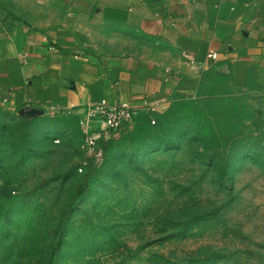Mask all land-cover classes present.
<instances>
[{
    "label": "rangeland",
    "instance_id": "obj_1",
    "mask_svg": "<svg viewBox=\"0 0 264 264\" xmlns=\"http://www.w3.org/2000/svg\"><path fill=\"white\" fill-rule=\"evenodd\" d=\"M192 97L184 118L90 153L67 115L0 102V264H44L59 224L95 222L100 196L117 239L67 264H264V97L214 75Z\"/></svg>",
    "mask_w": 264,
    "mask_h": 264
},
{
    "label": "crops",
    "instance_id": "obj_2",
    "mask_svg": "<svg viewBox=\"0 0 264 264\" xmlns=\"http://www.w3.org/2000/svg\"><path fill=\"white\" fill-rule=\"evenodd\" d=\"M207 75L264 97V0H0L10 107L81 115L105 100L163 112Z\"/></svg>",
    "mask_w": 264,
    "mask_h": 264
},
{
    "label": "trees",
    "instance_id": "obj_3",
    "mask_svg": "<svg viewBox=\"0 0 264 264\" xmlns=\"http://www.w3.org/2000/svg\"><path fill=\"white\" fill-rule=\"evenodd\" d=\"M196 101L192 95H177L170 102L169 106L163 112L155 111H137L132 125L123 131L119 139L128 137L141 138L149 130H156L161 127L163 121L181 119L185 117L188 110H195L192 105ZM72 118L76 123H79L80 115L60 112ZM153 120V122L151 121ZM147 129V131H145ZM83 138V133H82ZM116 140L112 136L108 139H100L98 145L101 144L104 150ZM82 171V170H81ZM87 185L80 186L76 193L77 197H81L88 192ZM105 197H98L96 204L92 207V211L96 214L97 219L95 222H90L88 218L83 219L79 225H69L62 223L54 232L52 240L48 246L49 254L45 258L44 264H67V256L70 255L71 259H75L77 253H96L103 250L106 246H110L117 239L116 233L119 231L118 223L114 219L106 218L104 215H99L103 211L104 206H99V203ZM95 208V209H94ZM9 215L7 204L0 206V220ZM62 220V219H61Z\"/></svg>",
    "mask_w": 264,
    "mask_h": 264
},
{
    "label": "built area",
    "instance_id": "obj_4",
    "mask_svg": "<svg viewBox=\"0 0 264 264\" xmlns=\"http://www.w3.org/2000/svg\"><path fill=\"white\" fill-rule=\"evenodd\" d=\"M207 57L214 60L217 53L210 50ZM136 112L125 103L109 104L105 100L87 105L79 120L84 148L90 153L98 146L100 139H108L117 131L130 127ZM78 170L81 171L82 168L79 167Z\"/></svg>",
    "mask_w": 264,
    "mask_h": 264
},
{
    "label": "water",
    "instance_id": "obj_5",
    "mask_svg": "<svg viewBox=\"0 0 264 264\" xmlns=\"http://www.w3.org/2000/svg\"><path fill=\"white\" fill-rule=\"evenodd\" d=\"M19 113L27 117H34L43 114L44 110L36 107H21L19 108ZM1 191L4 194H10L12 192V187L11 185H5Z\"/></svg>",
    "mask_w": 264,
    "mask_h": 264
}]
</instances>
